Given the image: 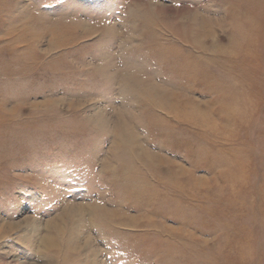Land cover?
Masks as SVG:
<instances>
[{
  "label": "rangeland",
  "instance_id": "rangeland-1",
  "mask_svg": "<svg viewBox=\"0 0 264 264\" xmlns=\"http://www.w3.org/2000/svg\"><path fill=\"white\" fill-rule=\"evenodd\" d=\"M0 264H264V0H0Z\"/></svg>",
  "mask_w": 264,
  "mask_h": 264
}]
</instances>
